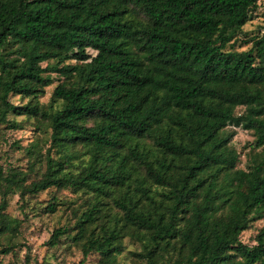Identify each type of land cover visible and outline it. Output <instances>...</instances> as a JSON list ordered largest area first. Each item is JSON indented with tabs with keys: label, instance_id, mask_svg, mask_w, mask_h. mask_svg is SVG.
I'll use <instances>...</instances> for the list:
<instances>
[{
	"label": "trees",
	"instance_id": "trees-1",
	"mask_svg": "<svg viewBox=\"0 0 264 264\" xmlns=\"http://www.w3.org/2000/svg\"><path fill=\"white\" fill-rule=\"evenodd\" d=\"M263 1L0 0V130L34 133L0 256L30 263L33 214L78 264H264Z\"/></svg>",
	"mask_w": 264,
	"mask_h": 264
},
{
	"label": "rangeland",
	"instance_id": "rangeland-1",
	"mask_svg": "<svg viewBox=\"0 0 264 264\" xmlns=\"http://www.w3.org/2000/svg\"><path fill=\"white\" fill-rule=\"evenodd\" d=\"M264 8V1L261 3L260 9L258 13ZM260 18L256 17L249 23L245 30L251 31L255 29V26L258 24ZM52 88L47 89L46 95L41 98L42 102H46L50 96ZM15 102L18 100L16 98L13 99ZM34 139L33 129L31 127H25L23 130L17 131H8V130H0V163L8 162H17L19 164H23L25 161L22 158V152L17 151L11 146L13 143H17V145L21 147H26L32 140ZM252 135L250 132L245 131L243 129H237V133L233 138L232 144L236 147L238 151L243 150V153L247 152L246 145L252 141ZM245 163V157L242 156L241 165L243 166ZM47 199V195L43 194L40 200ZM17 197L10 199L8 210L14 215L19 216V203H17ZM29 208H34L35 211H40V205L35 202H29ZM46 218V219H45ZM49 216L44 215V220L41 218H37L32 214L31 223L28 231L25 232L26 240L28 245L30 246V263L29 264H78L80 260V254L72 249V250H63L61 248L57 249L56 252L52 253V251L46 252L47 246L45 245L50 233H51V220H48ZM48 220V221H47ZM252 233H245L242 237L244 242L251 243ZM26 251L23 249L21 252H18L17 255L12 256H0V262L2 264H24V255ZM198 252L192 246H187L183 251V259L185 257H193L197 255ZM45 255V256H44ZM43 259L45 261L43 262ZM88 264V263H86Z\"/></svg>",
	"mask_w": 264,
	"mask_h": 264
}]
</instances>
